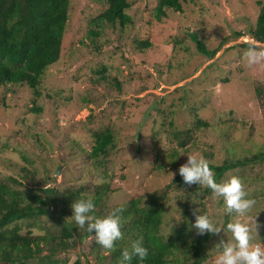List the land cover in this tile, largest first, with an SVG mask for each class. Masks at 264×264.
I'll return each mask as SVG.
<instances>
[{"label": "rangeland", "instance_id": "374dc122", "mask_svg": "<svg viewBox=\"0 0 264 264\" xmlns=\"http://www.w3.org/2000/svg\"><path fill=\"white\" fill-rule=\"evenodd\" d=\"M129 1L132 23L125 32L119 34L107 24H91L99 35L89 36L90 17L105 8L104 0H70L60 56L47 67L38 94L23 83L0 88V178L59 191L83 187L89 196L95 194L98 182H107L116 189L109 193L111 208L136 193L162 191L171 183V173H177L188 156H202L199 148L209 149L211 159L218 163L264 150V106L255 92L258 84L264 90V57L248 63L245 49L242 61L226 50L252 40L246 27L255 22L259 0H187L184 21L179 12L169 11L170 17L162 22H156L152 14L158 0ZM193 19H197L196 26ZM147 20L153 22V45L140 50L135 46V34L146 31ZM182 25L198 27L202 34L219 41L216 54L202 57ZM237 31L242 34L238 36ZM173 39L183 40L187 49L168 69ZM195 64H199L196 71L183 77L187 67L192 69ZM207 65V72L216 74L212 85L207 84L205 74L201 75ZM103 68L105 77L100 73ZM198 75L201 82H192ZM225 76L228 81H221ZM114 77L119 80V89ZM193 105L201 106L200 116L213 127L194 131L192 138L197 144L172 158L169 153L176 144L166 130L189 125L193 118L187 106ZM36 107L39 110L34 111ZM107 127L115 130L116 147L99 157L98 161H103L99 164L88 154L91 134ZM226 133L229 141L224 139ZM157 163L161 166L154 167ZM231 176L240 177L248 196L256 201L250 213L252 242L264 243V162L229 170L220 182ZM167 196L168 216H174L172 200L176 199L178 207L177 191L171 189ZM196 211L221 225L222 230L212 233L203 248L207 258L202 264H214L216 246L230 238L223 230L229 214L224 212L222 198L213 192L203 198ZM169 227L165 220L161 230L167 233ZM192 232L197 230L192 227ZM78 235L73 234L66 251L56 252L61 264L77 258L83 264H119L121 254L102 250L94 235ZM119 247L118 243L113 249ZM98 252L105 255L101 262L96 258Z\"/></svg>", "mask_w": 264, "mask_h": 264}, {"label": "trees", "instance_id": "16d2710c", "mask_svg": "<svg viewBox=\"0 0 264 264\" xmlns=\"http://www.w3.org/2000/svg\"><path fill=\"white\" fill-rule=\"evenodd\" d=\"M186 1L158 0L152 10L153 19L162 22L163 18L170 17L169 11H174L179 12L184 21ZM104 3L105 8L90 17L89 36L99 35V31L91 24L110 25L120 34L132 23L128 13L131 6L129 0H104ZM257 4L259 10L255 22L246 27V32L252 40L228 46L226 49L229 56H234L238 61L243 59L241 56L243 49L247 51L250 47H255L264 51V0L257 1ZM69 15L70 0H0V88L23 83L28 84L27 86L38 94V85L47 67L55 63L60 56ZM196 21L197 19L192 20L195 26ZM152 27L153 22L147 20L146 31H136L137 49L143 50L153 45L150 39ZM182 27L202 57L208 59L216 54L221 44L219 41L216 43L214 38L202 34L203 30L198 27L196 29H190L185 25ZM235 34L240 36L242 33L237 31ZM182 41L173 39V54L168 69L172 67L173 60H178L181 52L187 49ZM198 66L199 64H195L192 69L187 67L183 77L195 72ZM207 70L208 65L201 75L205 74L208 77L207 84L212 85L216 74ZM105 72V68L100 70L101 77H105ZM201 75L192 79V82H201ZM113 80L119 89V80L116 77ZM221 81H228V77L221 78ZM255 92L260 104L264 106L263 86L256 85ZM200 107L187 106V112H190L193 118L189 123L185 120L189 125L181 129L166 130L169 135H173L176 144L169 153L170 157H177L181 150L184 152L192 150L197 144L192 138L194 131L213 127L208 120L200 116ZM37 109L39 110L38 107L33 108L34 111ZM230 121L229 119L228 122ZM171 125L173 120L170 122ZM219 127L222 130L221 123ZM115 135V130L109 127L94 131L91 134L89 157L102 164L103 161H98V158L107 156L109 149L116 147ZM224 139L229 141L230 135L224 134ZM199 149L202 150V156L208 161L218 182L229 170L264 162V150L252 151L234 159H223L218 163L211 159L212 152L209 149ZM160 166L157 163L154 167ZM24 170L28 171V176L31 175L29 169L24 167ZM35 182L38 185L36 179ZM15 184L23 188L16 187ZM171 189L177 191L178 207H174L176 214L173 227L170 226L166 233L161 228L165 217L168 216L167 192ZM115 190L107 182H98L95 194L89 196L83 187L59 191L54 187L25 186L22 181L14 178H11V181L0 178V264H61L56 252H64L71 246L74 233H78L80 238L93 235L80 228L69 217L72 214L70 208L72 201L81 197L93 198L96 205L93 214L97 216L107 215L113 209L122 208L120 213L122 237L115 241L114 246L119 243L120 247L112 249L113 253L120 256V250L130 249L132 241L138 239L148 249V255L143 261L133 257L131 264H202L206 260L207 254L203 248L212 233L206 232L203 235L193 233L190 224L194 217L193 211L197 214L198 204L202 203L206 195L213 192L210 188L197 184L187 185L177 172L171 183L162 191L136 193L127 202L110 208L109 193ZM53 226H58L59 229L56 230ZM100 248L104 249L101 246ZM44 249L48 252L42 253ZM104 256L103 252L96 253L99 262ZM63 264L83 263L77 258L70 263L63 260Z\"/></svg>", "mask_w": 264, "mask_h": 264}, {"label": "clouds", "instance_id": "9594fccd", "mask_svg": "<svg viewBox=\"0 0 264 264\" xmlns=\"http://www.w3.org/2000/svg\"><path fill=\"white\" fill-rule=\"evenodd\" d=\"M252 39V38H251ZM248 63H254L264 57V51L250 47L245 53ZM185 184H197L210 188L213 193L222 198L224 212L229 214V219L223 225V230L230 234L228 240H221L215 249L214 264H264V243L259 240L253 243L250 213L256 201L249 197L244 184L238 176H231L222 182L215 178L213 170L203 156L190 155L185 163L177 169ZM174 176L176 173H171ZM176 199L172 200V205ZM171 205V206H172ZM96 205L92 197H81L72 201L71 218L80 228L92 233L97 243L104 249H113L115 241L122 237L121 217L122 208L113 209L107 215L93 214ZM192 227L198 235L204 233H219L221 225L205 213L197 215ZM174 216H166L165 220L173 227ZM148 255V249L142 245L140 239L131 243L130 249L125 248L121 253L119 264H131L133 257L140 261Z\"/></svg>", "mask_w": 264, "mask_h": 264}, {"label": "bare ground", "instance_id": "6f19581e", "mask_svg": "<svg viewBox=\"0 0 264 264\" xmlns=\"http://www.w3.org/2000/svg\"><path fill=\"white\" fill-rule=\"evenodd\" d=\"M27 80V79H26ZM28 85V84H27ZM33 85V84H32Z\"/></svg>", "mask_w": 264, "mask_h": 264}]
</instances>
